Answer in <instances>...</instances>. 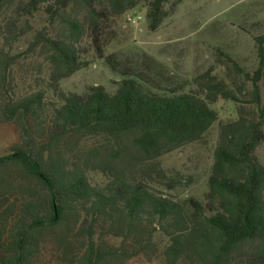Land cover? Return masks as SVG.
Wrapping results in <instances>:
<instances>
[{"label": "trees", "instance_id": "16d2710c", "mask_svg": "<svg viewBox=\"0 0 264 264\" xmlns=\"http://www.w3.org/2000/svg\"><path fill=\"white\" fill-rule=\"evenodd\" d=\"M170 1L0 0L7 42L22 38L42 14L55 25L52 35L37 33L49 78L23 96L12 85V57L0 48V127L14 124L21 134L0 157V264H128L153 256L157 235L167 241L166 264H264V162L258 156L264 33L253 38L258 67L252 76L226 56L236 75L252 83L258 118L241 114L221 124L204 198L175 199L150 184L165 179L160 157L210 130L219 99H237L211 71L198 77L197 91L159 90L149 76L105 54L103 35L113 18L147 3L155 32L182 2L167 10ZM87 43L122 78L114 92L103 86L62 91L63 80L90 65L83 57ZM86 138L107 145L76 155Z\"/></svg>", "mask_w": 264, "mask_h": 264}, {"label": "rangeland", "instance_id": "374dc122", "mask_svg": "<svg viewBox=\"0 0 264 264\" xmlns=\"http://www.w3.org/2000/svg\"><path fill=\"white\" fill-rule=\"evenodd\" d=\"M173 2L166 5L167 10ZM148 9L147 3H141L110 21L102 41L105 54H113L124 67L146 74L159 90L197 91L198 77L211 71L236 92V100L219 99L213 106L217 121L200 141L158 159L165 179L150 181L157 190L175 199L195 197L202 200L208 191L207 181L221 124L235 121L241 114L258 118L257 107L251 103L252 83L244 75H236L226 56L234 59L246 74L252 76L256 71L258 57L253 38L264 33V0H182L155 32L148 27ZM54 27L42 14L30 21L22 38L7 42L5 24L0 23V48L12 57L10 71L17 96L37 90V84L47 82L50 66L37 43V33L52 35ZM87 44H84L87 53L83 57L91 62L90 65L63 80L60 83L62 91L84 93L89 87L103 86L108 92H114L122 78L111 71L104 60L97 59ZM258 86L264 107V73ZM20 142L21 134L14 124L0 127V157L8 155ZM105 145L107 142L102 138H86L76 144L75 154L87 155L94 148ZM258 156L264 162V143ZM149 168L147 164L145 169ZM107 240L119 244L118 240ZM156 241L158 251L153 256H137L128 264H166L163 250L167 241L160 235Z\"/></svg>", "mask_w": 264, "mask_h": 264}]
</instances>
